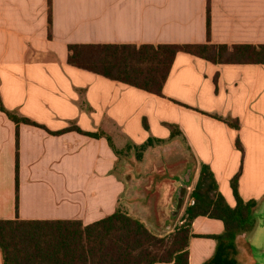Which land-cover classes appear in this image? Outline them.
Here are the masks:
<instances>
[{
  "label": "crops",
  "instance_id": "obj_1",
  "mask_svg": "<svg viewBox=\"0 0 264 264\" xmlns=\"http://www.w3.org/2000/svg\"><path fill=\"white\" fill-rule=\"evenodd\" d=\"M209 6L208 40V0H51V7L49 0H0V220L90 225L115 212L126 192L118 157L106 135L65 131L72 126L118 131L141 145L169 140L166 124H175L231 207L238 174L239 196L264 207V64L216 65L179 53L158 96L68 63L70 45L264 46V0ZM2 106L60 133L17 128ZM191 230L189 264H204L217 246L210 236L223 234L224 222L199 216ZM251 233L237 238L240 264H254Z\"/></svg>",
  "mask_w": 264,
  "mask_h": 264
},
{
  "label": "trees",
  "instance_id": "obj_2",
  "mask_svg": "<svg viewBox=\"0 0 264 264\" xmlns=\"http://www.w3.org/2000/svg\"><path fill=\"white\" fill-rule=\"evenodd\" d=\"M51 7V0H49ZM210 0L207 10V37L210 39ZM68 63L74 67L118 81L158 96L179 53L190 54L213 64H264V46L205 44L165 45H70ZM17 126L27 124L46 127L1 107ZM212 117L238 129L230 117ZM169 140L182 136L175 124ZM145 129H149L146 120ZM65 131L99 138L104 134L84 132L76 126ZM18 141V133L16 134ZM116 156L111 140L107 137ZM165 140L150 137L136 146L142 152ZM236 145L241 148L240 141ZM142 154L139 155V159ZM18 173V165H17ZM239 174L231 181L236 206L231 207L218 189L210 167L200 163L199 178L190 194L183 219L174 232L158 235L122 206L102 220L84 225L78 220H0V251L3 264H189V243L195 235L191 225L195 218L206 216L224 222V233L210 236L217 242L213 257L204 264H240L237 238L250 234L256 226L258 202L244 201L238 194ZM18 190V184H17Z\"/></svg>",
  "mask_w": 264,
  "mask_h": 264
},
{
  "label": "rangeland",
  "instance_id": "obj_3",
  "mask_svg": "<svg viewBox=\"0 0 264 264\" xmlns=\"http://www.w3.org/2000/svg\"><path fill=\"white\" fill-rule=\"evenodd\" d=\"M104 135L118 152L115 173L126 183L121 206L158 235L174 232L185 221L183 216L196 185L194 174L200 168L182 136L156 143L142 152L137 144L122 137L118 131ZM188 168L192 169V174L185 201L177 216L172 218L179 180Z\"/></svg>",
  "mask_w": 264,
  "mask_h": 264
},
{
  "label": "water",
  "instance_id": "obj_4",
  "mask_svg": "<svg viewBox=\"0 0 264 264\" xmlns=\"http://www.w3.org/2000/svg\"><path fill=\"white\" fill-rule=\"evenodd\" d=\"M192 169L183 174V177L179 180V185L175 194V202L173 204V210L171 212L172 218H175L178 212L181 210L185 197L191 182ZM251 244V250L253 258L256 264H264V207L256 210V226L249 238Z\"/></svg>",
  "mask_w": 264,
  "mask_h": 264
}]
</instances>
